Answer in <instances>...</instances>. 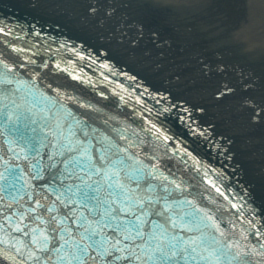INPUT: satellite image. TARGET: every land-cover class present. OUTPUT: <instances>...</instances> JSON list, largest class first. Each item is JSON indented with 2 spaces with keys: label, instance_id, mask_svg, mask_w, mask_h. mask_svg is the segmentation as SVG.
<instances>
[{
  "label": "water",
  "instance_id": "1",
  "mask_svg": "<svg viewBox=\"0 0 264 264\" xmlns=\"http://www.w3.org/2000/svg\"><path fill=\"white\" fill-rule=\"evenodd\" d=\"M0 62L128 149L119 156L158 164L168 181L152 182L179 184L172 195L208 211L224 235L209 234L234 245L218 264H264V0H0ZM45 118L54 125L24 90L0 100V205L43 183L31 174L51 163ZM25 142L40 155L21 152ZM0 264L32 261L0 248Z\"/></svg>",
  "mask_w": 264,
  "mask_h": 264
},
{
  "label": "snow or ice",
  "instance_id": "2",
  "mask_svg": "<svg viewBox=\"0 0 264 264\" xmlns=\"http://www.w3.org/2000/svg\"><path fill=\"white\" fill-rule=\"evenodd\" d=\"M13 71L7 65L0 70V100L24 90L33 104L51 114L54 125L45 118L46 126L56 143L41 145L53 151L45 153L51 163L34 165L31 178L43 181L35 185L34 194L22 197L23 204L0 205V248L26 256L32 264H218L229 254L234 245L209 234L213 230L224 235L208 211L193 200L174 197L173 191H182L175 181L170 182L174 189L152 182L168 181L161 177L158 164L119 156L128 149L78 119L59 100L35 91L34 86L25 88ZM14 143L9 141L7 151L19 157ZM25 149L34 158L40 155L35 142H25L21 152ZM44 168L50 171L47 178ZM69 179L73 182L67 183ZM56 180L58 185L49 183ZM207 183L224 195L215 181ZM51 194L54 199L49 202ZM256 255L264 257V251L258 249Z\"/></svg>",
  "mask_w": 264,
  "mask_h": 264
}]
</instances>
